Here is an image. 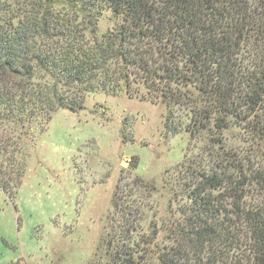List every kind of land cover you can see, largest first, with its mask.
Returning <instances> with one entry per match:
<instances>
[{
	"label": "trees",
	"instance_id": "obj_1",
	"mask_svg": "<svg viewBox=\"0 0 264 264\" xmlns=\"http://www.w3.org/2000/svg\"><path fill=\"white\" fill-rule=\"evenodd\" d=\"M106 13L112 25L100 32ZM95 93L163 103L173 133L184 108V130L207 134L171 182L181 214L170 244L143 239L156 250L111 264H141L151 251L159 264H264V0H0L5 194L21 185L32 126ZM233 127L244 148L225 143Z\"/></svg>",
	"mask_w": 264,
	"mask_h": 264
},
{
	"label": "rangeland",
	"instance_id": "obj_2",
	"mask_svg": "<svg viewBox=\"0 0 264 264\" xmlns=\"http://www.w3.org/2000/svg\"><path fill=\"white\" fill-rule=\"evenodd\" d=\"M111 25L106 13L99 31ZM167 113L159 101L95 93L83 109L35 123L20 187L12 197L0 189V264H111L116 254L169 245L181 214L171 182L186 157L202 154L207 134L186 132L180 107L173 133ZM239 134H223L229 148L247 146ZM147 256L141 264H159L157 252Z\"/></svg>",
	"mask_w": 264,
	"mask_h": 264
}]
</instances>
